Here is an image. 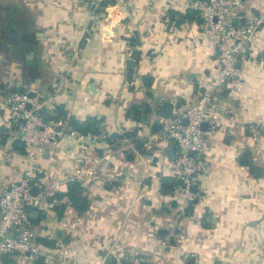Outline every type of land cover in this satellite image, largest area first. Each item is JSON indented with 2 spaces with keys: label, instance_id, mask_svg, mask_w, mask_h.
<instances>
[{
  "label": "crops",
  "instance_id": "0c3cea01",
  "mask_svg": "<svg viewBox=\"0 0 264 264\" xmlns=\"http://www.w3.org/2000/svg\"><path fill=\"white\" fill-rule=\"evenodd\" d=\"M168 1L120 3L108 10L109 23L88 0H0V184L19 181L23 154L21 120L6 98L31 88L40 113L64 132L39 156L44 175L35 188L84 172L86 212L50 193L30 211L36 237L52 240L37 244L71 248L64 264H264V28L237 63L240 91L219 94L190 202L168 175L173 145L155 138L159 111L163 102L188 109L219 64L213 34L184 18L190 0ZM245 23L241 15L238 26ZM13 34L30 41L17 49ZM132 106L140 107L137 119ZM87 118L99 121L102 140L75 141L69 120ZM249 125L260 129L256 142ZM245 151L260 177L238 163ZM65 191L66 183L57 193Z\"/></svg>",
  "mask_w": 264,
  "mask_h": 264
},
{
  "label": "built area",
  "instance_id": "2783aa9c",
  "mask_svg": "<svg viewBox=\"0 0 264 264\" xmlns=\"http://www.w3.org/2000/svg\"><path fill=\"white\" fill-rule=\"evenodd\" d=\"M92 9L103 8L105 21L112 22L110 8L122 3L129 6L130 0H88ZM170 5H179L178 0H169ZM252 4V7H249ZM248 6V7H246ZM187 10L197 12L202 26L215 38V54L219 69L209 87L193 102L188 109L172 113L168 119L159 120L157 140L172 144V159L168 164V175L178 183V189L188 201L193 202L197 195L191 187L202 169L206 155L204 139L210 136L217 125V112L220 108V92L223 88L239 92L241 82L236 67L245 56L248 48L260 36L264 28V0H201L189 1ZM244 15L246 23L238 26V20ZM26 91H11L6 105L21 120L22 159L17 164L20 179L17 182L0 184V257L13 258L17 263L40 262V264H64L71 255L70 247L44 248L36 243L32 230L30 211L39 208L43 194H55L63 184L79 180L83 171L75 173L61 181H56L36 196L31 189L37 187L44 175V169L38 164L39 156L46 148H56L64 136L63 123L59 120H47L40 113L42 103L31 98ZM51 96L44 102H50ZM207 128L203 129L202 125ZM248 132L253 141L260 136L258 126L249 125ZM75 135V141L94 143L103 136L96 133ZM108 159V156H105ZM88 172V171H86ZM133 264H138L134 262Z\"/></svg>",
  "mask_w": 264,
  "mask_h": 264
},
{
  "label": "trees",
  "instance_id": "16d2710c",
  "mask_svg": "<svg viewBox=\"0 0 264 264\" xmlns=\"http://www.w3.org/2000/svg\"><path fill=\"white\" fill-rule=\"evenodd\" d=\"M192 2L195 1H201V0H190ZM185 19L188 21L192 20H199V16L197 12L192 10H187L186 15L184 16ZM139 106H132L129 109V113L133 115L134 119H137L139 115ZM45 119L50 120L52 117ZM70 128L72 131H76L79 134H88V133H97L99 121L95 118H87L86 120L82 122H78L75 119H70L68 122ZM137 149H139L137 147ZM238 163L240 165L246 166L250 172V174L253 177H260L262 175L261 169L257 168L253 165L250 152L245 151L238 157ZM173 181V184L177 185V182H175L173 179H170ZM167 180V181H170ZM175 182V183H174ZM53 198L61 201L62 199H66L67 203L74 209V211L78 214H82L88 210L89 204L87 198L84 196V187L82 185V182L80 180H72L67 182L66 184V191L63 193H55L53 194ZM66 204L59 205L58 207H55V210L58 214V217H60L64 211ZM31 219V218H30ZM36 242L51 247L52 246V240L43 239V238H37ZM4 264H17L16 260L13 258H9L7 256L0 257ZM36 263H39L36 262ZM105 264H116V260L114 258H109Z\"/></svg>",
  "mask_w": 264,
  "mask_h": 264
},
{
  "label": "water",
  "instance_id": "95a60500",
  "mask_svg": "<svg viewBox=\"0 0 264 264\" xmlns=\"http://www.w3.org/2000/svg\"><path fill=\"white\" fill-rule=\"evenodd\" d=\"M32 55H33V53H32V51H30V52L26 55V59H27V60H32ZM236 67L238 68V64L236 65ZM89 90H90L91 92H93V85H92V84L90 85ZM20 91H22V89H20ZM29 96H30L31 98H34V93L30 92V93H29ZM173 109H174L173 104H171V103H169V102H163L162 105H161L160 111H159V117H160L161 119H168V118H170L171 115H172V113H173ZM206 127H207L206 124H203V125H202V128H203V129H206ZM193 187H194V185H192L191 188H193ZM38 191H39L38 189H36L35 187H33V188L31 189V195H33V196L38 195V194H39ZM35 216H36V213H32V214L30 215V217H31L32 219H34Z\"/></svg>",
  "mask_w": 264,
  "mask_h": 264
},
{
  "label": "flooded vegetation",
  "instance_id": "af4514ba",
  "mask_svg": "<svg viewBox=\"0 0 264 264\" xmlns=\"http://www.w3.org/2000/svg\"><path fill=\"white\" fill-rule=\"evenodd\" d=\"M11 38H13L14 41L16 42V44H17V49H19L18 46H19V45L21 46L22 43L30 41L29 37H22L21 34H18V35L13 34V35L11 36Z\"/></svg>",
  "mask_w": 264,
  "mask_h": 264
}]
</instances>
